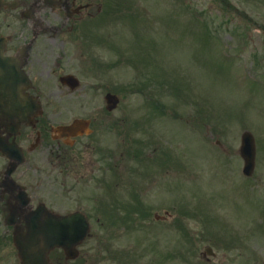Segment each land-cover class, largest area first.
<instances>
[{
    "label": "rangeland",
    "instance_id": "obj_1",
    "mask_svg": "<svg viewBox=\"0 0 264 264\" xmlns=\"http://www.w3.org/2000/svg\"><path fill=\"white\" fill-rule=\"evenodd\" d=\"M226 1L231 7L223 11L216 0L179 1L190 2L192 7L174 4V0H140L142 19L131 29L143 44L153 41L154 72L159 82V90H154L160 103L155 105L159 139L155 138L153 147L159 148L162 140L178 156L175 168H148L144 202L153 203L161 214L169 213L170 224L156 227L171 229L174 220L177 222L174 231L152 228V219L146 222V230L141 221H132L142 229L127 230L120 236L117 234L122 231L113 229L108 235L97 236L109 238L113 250L117 246H124L122 251L127 248V262L190 264L200 259L206 246H211L213 264L254 260L255 264H264V236L258 234V225L264 226V213L261 219L257 202L241 179L242 163L237 156L241 133L252 132L257 161L252 185L264 211V183L259 180L264 179V5L260 4L264 0ZM126 24L119 27L117 34L124 29V36L130 35ZM117 48L120 55L112 54L110 89L125 98L121 104L123 114L133 115L138 93L128 84L127 91L118 89L126 83L135 84L133 73L142 67L138 57L143 52L132 43L131 35ZM93 52L108 55L105 47H94ZM140 73L144 79L151 75L146 68ZM175 83L179 85L177 96L184 99L182 103L177 98L172 101L162 97L171 95L169 89L174 95ZM199 112L207 122L201 136L195 132L196 124L201 125ZM201 137L206 148L204 156ZM112 146L118 147L113 138ZM219 148L226 149V169L224 162L223 166L219 163ZM221 239L229 244L222 245ZM234 245L244 253L250 248L254 255L248 258ZM91 246L94 247L93 240L86 239L78 248L79 256L89 254ZM115 259L125 262V258Z\"/></svg>",
    "mask_w": 264,
    "mask_h": 264
},
{
    "label": "flooded vegetation",
    "instance_id": "obj_2",
    "mask_svg": "<svg viewBox=\"0 0 264 264\" xmlns=\"http://www.w3.org/2000/svg\"><path fill=\"white\" fill-rule=\"evenodd\" d=\"M127 9L128 0H0V264H20L13 235L52 217L94 218L91 235L115 229L108 216L129 172L139 173L124 162L144 120L106 111L109 67L89 47L103 38L110 48ZM16 95L38 109L17 118L9 108ZM145 145L139 138L137 155ZM49 259L80 262L58 251Z\"/></svg>",
    "mask_w": 264,
    "mask_h": 264
},
{
    "label": "water",
    "instance_id": "obj_3",
    "mask_svg": "<svg viewBox=\"0 0 264 264\" xmlns=\"http://www.w3.org/2000/svg\"><path fill=\"white\" fill-rule=\"evenodd\" d=\"M108 105L111 107H115L116 101L113 100L112 97H107ZM109 106L108 108L111 109ZM240 154L244 159V168L243 173L245 175H250L253 170V158H254V144L252 137L248 133H244L241 137V147ZM62 224L69 225L70 221H61ZM83 231V230H82ZM86 230L84 232H80L78 234L72 233H63V234H55V233H44L40 235H27L24 240L17 239L16 245L20 252V256L23 259H27V257H32V259H36V255L38 258H42L46 250L48 248H54L55 245H62L65 248V251L69 257H72L69 253L73 249V245L79 243L84 236ZM41 245V247H40ZM44 247V249H42ZM73 258L76 256V253L73 252Z\"/></svg>",
    "mask_w": 264,
    "mask_h": 264
}]
</instances>
